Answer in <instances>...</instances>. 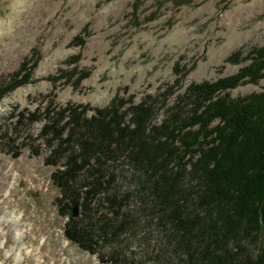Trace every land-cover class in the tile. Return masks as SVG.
Instances as JSON below:
<instances>
[{
  "label": "rangeland",
  "instance_id": "rangeland-1",
  "mask_svg": "<svg viewBox=\"0 0 264 264\" xmlns=\"http://www.w3.org/2000/svg\"><path fill=\"white\" fill-rule=\"evenodd\" d=\"M263 46L264 0H0V85L33 53L40 56L29 81L0 99V264H15L17 255L22 264H113L100 255L114 248L125 255L121 264H184L157 215L143 207L137 173L124 158L112 187L136 227L123 233L125 243L98 245V253L71 242L56 167L38 139L45 117L27 118L69 105L87 106L90 116L119 93L136 102L152 95L158 124L191 82L236 73L248 61L230 62L231 54ZM263 88L264 78L231 94Z\"/></svg>",
  "mask_w": 264,
  "mask_h": 264
},
{
  "label": "trees",
  "instance_id": "trees-1",
  "mask_svg": "<svg viewBox=\"0 0 264 264\" xmlns=\"http://www.w3.org/2000/svg\"><path fill=\"white\" fill-rule=\"evenodd\" d=\"M247 54H231L230 62L248 61L236 73L191 82L158 124L152 95L136 102L118 93L90 116L85 105L30 113V122L45 117L38 139L50 150L47 165L56 167L52 180L71 242L98 253V245L125 243L123 233L136 227L112 187L124 158L137 173L143 207L157 215L184 264H264V88L231 94L264 78V46ZM33 55L0 85V99L29 81L40 59ZM76 204L80 217L72 213ZM105 254L100 260L113 264L125 256L120 248Z\"/></svg>",
  "mask_w": 264,
  "mask_h": 264
},
{
  "label": "bare ground",
  "instance_id": "bare-ground-1",
  "mask_svg": "<svg viewBox=\"0 0 264 264\" xmlns=\"http://www.w3.org/2000/svg\"><path fill=\"white\" fill-rule=\"evenodd\" d=\"M6 217L5 216H3L2 217V219H5ZM8 219V218H7ZM9 220V219H8ZM15 264H22L23 263V256L22 255H17L16 257H15Z\"/></svg>",
  "mask_w": 264,
  "mask_h": 264
},
{
  "label": "water",
  "instance_id": "water-1",
  "mask_svg": "<svg viewBox=\"0 0 264 264\" xmlns=\"http://www.w3.org/2000/svg\"><path fill=\"white\" fill-rule=\"evenodd\" d=\"M73 215L74 216H77V215H79V212H80V206L78 205V204H76V205H74L73 206Z\"/></svg>",
  "mask_w": 264,
  "mask_h": 264
}]
</instances>
